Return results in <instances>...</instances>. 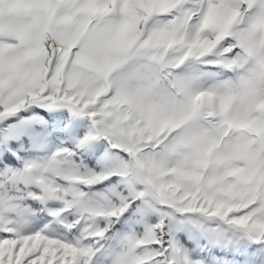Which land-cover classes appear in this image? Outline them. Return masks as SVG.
<instances>
[{"label":"snow or ice","instance_id":"1","mask_svg":"<svg viewBox=\"0 0 264 264\" xmlns=\"http://www.w3.org/2000/svg\"><path fill=\"white\" fill-rule=\"evenodd\" d=\"M0 264H264V0H0Z\"/></svg>","mask_w":264,"mask_h":264}]
</instances>
